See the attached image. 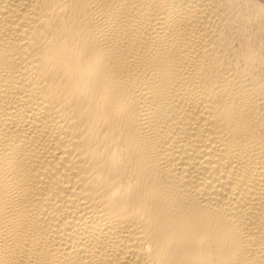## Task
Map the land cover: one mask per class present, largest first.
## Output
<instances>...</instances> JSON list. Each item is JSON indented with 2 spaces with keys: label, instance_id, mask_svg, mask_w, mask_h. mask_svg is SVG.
Listing matches in <instances>:
<instances>
[{
  "label": "bare ground",
  "instance_id": "6f19581e",
  "mask_svg": "<svg viewBox=\"0 0 264 264\" xmlns=\"http://www.w3.org/2000/svg\"><path fill=\"white\" fill-rule=\"evenodd\" d=\"M0 264H264V0H0Z\"/></svg>",
  "mask_w": 264,
  "mask_h": 264
}]
</instances>
